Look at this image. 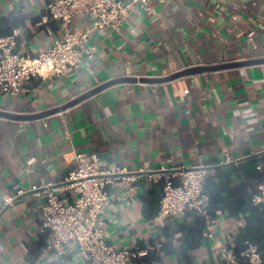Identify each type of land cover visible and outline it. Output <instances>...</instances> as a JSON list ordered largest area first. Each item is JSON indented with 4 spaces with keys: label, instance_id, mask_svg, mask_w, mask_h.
I'll return each instance as SVG.
<instances>
[{
    "label": "crops",
    "instance_id": "crops-1",
    "mask_svg": "<svg viewBox=\"0 0 264 264\" xmlns=\"http://www.w3.org/2000/svg\"><path fill=\"white\" fill-rule=\"evenodd\" d=\"M49 2L0 0V38L19 28L17 52L47 50L63 36ZM153 7V14L135 9L122 31L94 30L96 57L70 74L35 79L25 96L0 89V264H87L76 243L63 255L49 250L42 198L31 191L68 177L76 152L164 176L210 168L214 239L195 212L159 218L164 177L142 174L135 189L110 187L108 240L135 251L163 244L133 264H222L224 248L243 257L248 241L264 261V204L253 201L264 181V0ZM92 23L87 15L73 20L82 29ZM206 67L221 68L186 73Z\"/></svg>",
    "mask_w": 264,
    "mask_h": 264
},
{
    "label": "built area",
    "instance_id": "built-area-1",
    "mask_svg": "<svg viewBox=\"0 0 264 264\" xmlns=\"http://www.w3.org/2000/svg\"><path fill=\"white\" fill-rule=\"evenodd\" d=\"M155 0H50L47 11L52 20L63 26V36L52 46L37 55L16 51L21 30L16 28L9 36L0 38V89L12 97L28 95L35 79L65 76L96 57L97 46L89 44L94 30L122 31L125 22L135 9L149 14L155 12ZM164 1V0H159ZM77 15H87L91 28H76ZM76 169L63 181L46 186H34L32 193L42 198V226L51 232L49 250L65 253L66 247L76 243L87 259V264H133L139 257L163 246L155 243L150 250L135 251L120 248L108 240L105 231L106 211L111 204L110 187L118 183L125 189H135L142 174L164 179L160 200L159 218H171L192 211L207 220V239H214L217 220L211 213V194L206 189L210 168L206 165L181 167L174 176L162 173L132 171L122 166H110L98 155L88 156L76 152ZM230 161V158H227ZM20 191V195L23 194ZM15 198L6 197L5 205ZM253 201L264 204V181L259 185ZM222 264H264L259 246L246 242L243 257L233 248H224Z\"/></svg>",
    "mask_w": 264,
    "mask_h": 264
},
{
    "label": "water",
    "instance_id": "water-1",
    "mask_svg": "<svg viewBox=\"0 0 264 264\" xmlns=\"http://www.w3.org/2000/svg\"><path fill=\"white\" fill-rule=\"evenodd\" d=\"M261 62H264V60H261ZM238 64H234L233 66H237ZM222 67V66H221ZM221 67H206V68H198V69H195V70H190V71H188V72H186V73H192V72H203V71H208V70H216V69H220ZM224 67H226V66H224ZM106 86H102L101 88H99V89H97V90H95V91H93V92H90V93H88V94H86L85 96H83V97H81V98H79V99H77V100H74L73 102H71V104H69V106H73V105H75V104H77L78 102H80L81 100H83L84 98H86L87 96H89V95H91V94H93V93H95L96 91H98V90H101V89H103V88H105ZM229 165H232V164H229ZM31 193V192H30ZM29 193H27V194H25V195H28Z\"/></svg>",
    "mask_w": 264,
    "mask_h": 264
},
{
    "label": "trees",
    "instance_id": "trees-1",
    "mask_svg": "<svg viewBox=\"0 0 264 264\" xmlns=\"http://www.w3.org/2000/svg\"><path fill=\"white\" fill-rule=\"evenodd\" d=\"M207 189V188H206ZM207 191L209 192V190L207 189ZM210 193V192H209ZM211 194V193H210Z\"/></svg>",
    "mask_w": 264,
    "mask_h": 264
}]
</instances>
